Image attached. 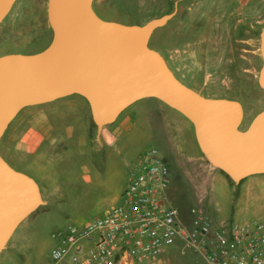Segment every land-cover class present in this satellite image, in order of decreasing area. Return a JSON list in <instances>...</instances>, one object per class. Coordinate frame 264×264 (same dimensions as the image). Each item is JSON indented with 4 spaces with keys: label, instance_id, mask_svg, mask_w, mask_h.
<instances>
[{
    "label": "rangeland",
    "instance_id": "1",
    "mask_svg": "<svg viewBox=\"0 0 264 264\" xmlns=\"http://www.w3.org/2000/svg\"><path fill=\"white\" fill-rule=\"evenodd\" d=\"M46 8L47 0H15L0 22V55L31 53L50 41ZM174 8L167 23L152 32L149 46L171 61L181 81L200 93L239 100L245 127L264 104V90L257 83L264 0H93L101 18L127 24L144 23ZM164 107L167 110L161 111L136 102L103 130H97L79 96L22 108L0 138V154L12 167L30 174L48 200L19 224L0 253V264H49L52 235L119 204L140 153L150 146L157 147L169 165H176L178 176L171 179L175 206L184 204L183 210H188L195 204L187 174L208 182L220 170L199 165L205 160L191 156L196 149L191 124ZM165 135L174 147L166 145ZM242 189L244 184L228 188L215 182V196L224 212L231 210ZM245 218L264 224V208L257 200ZM134 264L205 262L175 244L156 258H135Z\"/></svg>",
    "mask_w": 264,
    "mask_h": 264
},
{
    "label": "water",
    "instance_id": "2",
    "mask_svg": "<svg viewBox=\"0 0 264 264\" xmlns=\"http://www.w3.org/2000/svg\"><path fill=\"white\" fill-rule=\"evenodd\" d=\"M14 2L0 0V22ZM175 10L127 24L101 18L93 0H47L49 43L34 53L0 55V138L22 108L70 94L87 101L97 129L114 122L133 102L153 97L188 119L204 159L234 183L264 173V107L241 127L239 100L200 93L177 78L164 56L149 46L152 32ZM259 50L257 83L264 90V25ZM43 203L36 180L0 154V253Z\"/></svg>",
    "mask_w": 264,
    "mask_h": 264
},
{
    "label": "built area",
    "instance_id": "3",
    "mask_svg": "<svg viewBox=\"0 0 264 264\" xmlns=\"http://www.w3.org/2000/svg\"><path fill=\"white\" fill-rule=\"evenodd\" d=\"M170 169L155 146L143 150L121 202L101 216L53 235L49 264H126L179 244L205 264H264V224L215 226L201 199L183 213L166 203Z\"/></svg>",
    "mask_w": 264,
    "mask_h": 264
},
{
    "label": "crops",
    "instance_id": "4",
    "mask_svg": "<svg viewBox=\"0 0 264 264\" xmlns=\"http://www.w3.org/2000/svg\"><path fill=\"white\" fill-rule=\"evenodd\" d=\"M48 43L49 42H47V44ZM43 48H41V49H43ZM41 49L36 50L34 52L40 51ZM34 52H31V53H34ZM77 96L83 98L82 96H80L78 94H70V95H67V96L60 97L58 99L49 101V102H53V101H56V100H62V99H73V98L76 99ZM141 101L142 102H145V103L153 104L154 106H156L161 111L167 110L166 107H164V106H167L168 108H171L168 105H166L165 103H163L162 101H160V100H158L156 98H153V97L142 98V99H139V100L133 102L132 104H134L136 102H141ZM85 102L87 104V115L90 116V110H89L88 103H87L86 100H85ZM158 102H160V103H158ZM46 103H48V102H46ZM263 107H264V104L260 108H258L250 116V118H249L248 122L246 123L245 127L247 126V124L249 123V121L252 119V117L257 112H259ZM171 109H173V108H171ZM173 110H175V109H173ZM179 114H181V113H179ZM107 125H109V124H107ZM107 125H104L101 129H97V130H103L105 128V126H107ZM191 129H192L193 141L195 142V145H196V149L194 150V152L192 153L191 156H193L194 158L195 157L196 158H199L200 157L203 160H205L204 157H202L203 155L202 156L200 155L201 152H200V150L198 148V145L196 143L192 125H191ZM165 138H166V145H168L170 147H174V145L172 144L173 141H171L172 139L168 135H165ZM199 165H207L211 170H213V168H214L206 160L204 161V163H200ZM174 166H176V165H172V166L169 165L170 171H171V168H172V175L170 174L169 184L166 187V189L163 191L162 196H163V199H164V201L166 203L175 206L173 192H172L173 186L171 185V179L173 180L174 179V176H178V173H177L178 170ZM21 171L22 172H25L23 170H21ZM28 175H30V174H28ZM128 179H129V177L127 178L126 185L128 183ZM216 181L220 182L223 186L228 187V188H231V187H234L235 188V187H238L240 185L243 186V184H244V189H242L241 195H239L237 197V200H235V201L233 200L234 205L231 206V210L229 212H224L223 207H221V204L216 199V196H215V182ZM187 182L190 184V187H192V189L194 191V195L196 197V202L199 200V198L201 199V204L203 205V207L205 208V210L211 216L212 221H213V224L215 226L229 225V224H232V223H251V222H248L246 220L245 215H246L247 209H249L252 206V203L255 200H257L258 203L261 205V207L264 208V183H263L264 182V173H257V174L249 175V176L245 177L244 179H242L241 181H239L238 183H234L222 171H220L219 173H214L213 176H212V179L210 181H208V182L206 180L201 179V178L194 177V176H190V175L187 174ZM259 182L261 183V185L259 184ZM257 184L259 185L258 186L259 187L258 189L256 188L257 187L256 186ZM125 186H124V188H125ZM123 189H122V191H123ZM40 191H41V188H40ZM41 194H42V192H41ZM42 199L44 201L43 204H46L48 199L47 198H44L43 194H42ZM183 205L184 204H179L176 207H178L185 214V213H187L188 210H183V208H182ZM81 223H84V222H81ZM166 252H167V248L161 254H164ZM128 261H130V263L134 264V260L128 259Z\"/></svg>",
    "mask_w": 264,
    "mask_h": 264
},
{
    "label": "flooded vegetation",
    "instance_id": "5",
    "mask_svg": "<svg viewBox=\"0 0 264 264\" xmlns=\"http://www.w3.org/2000/svg\"><path fill=\"white\" fill-rule=\"evenodd\" d=\"M165 58V57H164ZM165 60H166V62H167V64H168V66L171 68V70L174 72V74H175V76L177 77V78H179L178 77V74H177V72L175 71V69H174V67L172 66V64H171V61H169V60H167L166 58H165ZM180 79V78H179ZM181 80V79H180ZM182 82H184V81H182ZM185 83V82H184ZM186 84V83H185Z\"/></svg>",
    "mask_w": 264,
    "mask_h": 264
},
{
    "label": "clouds",
    "instance_id": "6",
    "mask_svg": "<svg viewBox=\"0 0 264 264\" xmlns=\"http://www.w3.org/2000/svg\"><path fill=\"white\" fill-rule=\"evenodd\" d=\"M107 142H108L109 144H112V143H113V140H112L111 138H108V139H107Z\"/></svg>",
    "mask_w": 264,
    "mask_h": 264
}]
</instances>
